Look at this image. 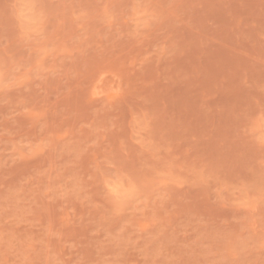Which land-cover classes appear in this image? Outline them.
I'll return each instance as SVG.
<instances>
[{
    "label": "rangeland",
    "instance_id": "374dc122",
    "mask_svg": "<svg viewBox=\"0 0 264 264\" xmlns=\"http://www.w3.org/2000/svg\"><path fill=\"white\" fill-rule=\"evenodd\" d=\"M0 264H264V0H0Z\"/></svg>",
    "mask_w": 264,
    "mask_h": 264
}]
</instances>
